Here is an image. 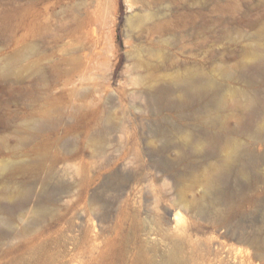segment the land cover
Segmentation results:
<instances>
[{
	"label": "rangeland",
	"instance_id": "rangeland-1",
	"mask_svg": "<svg viewBox=\"0 0 264 264\" xmlns=\"http://www.w3.org/2000/svg\"><path fill=\"white\" fill-rule=\"evenodd\" d=\"M257 44L264 46V0H0V165L12 160L13 152L19 161L33 160L39 146L49 143L41 177L51 175V190L63 195L38 229L48 234L44 256L57 260L53 264H129L137 246L135 231L142 239L146 221L156 226L200 197L209 165L187 172V165L199 162L191 158L178 166L186 173L181 181L166 178L156 164L176 160L179 152L160 150L171 137L150 138L186 120L163 110L161 103L147 105L146 93L139 90L187 68L227 84L220 70L238 74L243 65L251 66L250 52ZM231 121L236 124L234 117ZM98 133L106 135L104 156L95 148ZM247 144L264 154L262 143ZM124 154L133 164L122 193L123 170L116 162ZM105 158L112 164L101 169ZM1 179L0 199L6 203L4 194L11 189ZM34 180L18 176L12 188ZM93 195L100 205L91 201ZM259 198L264 199V188ZM149 206L153 211L147 220ZM102 213H109L108 221H99ZM34 215L27 212L19 230ZM260 219L264 213L248 205L234 224ZM196 221L204 229L194 231L195 247L186 250L190 264L204 252L200 239L222 240L238 255L252 250L222 237L212 223ZM29 235L11 247L2 245L0 264L27 256ZM69 235L76 238L68 240Z\"/></svg>",
	"mask_w": 264,
	"mask_h": 264
},
{
	"label": "bare ground",
	"instance_id": "bare-ground-1",
	"mask_svg": "<svg viewBox=\"0 0 264 264\" xmlns=\"http://www.w3.org/2000/svg\"><path fill=\"white\" fill-rule=\"evenodd\" d=\"M250 60L253 62L251 66L243 65L244 70L238 74L227 68L221 69V76L228 80L224 85L211 74L187 68L168 74L169 80L157 79L139 90L146 93L147 97H144L147 105L161 103L163 110L181 115L186 120L181 126L161 128L150 136L151 139L159 140L171 137L172 141L162 145L160 150L166 155L174 150L179 152L176 160L170 157L171 161L159 160L156 164L163 176L175 182L181 181L186 173L178 169L179 164L193 158L199 162L187 165V172L195 171L199 164H208L210 172L200 197L184 203L165 222L154 226L152 222L146 221L142 239H137L135 231L133 243H137V246L132 251L134 257H131L129 264H190L191 258L187 256L186 250L195 247L194 231L202 232L204 229L196 221L198 219L208 221L222 230V237L235 238L248 244L252 250L246 255H238L227 249L222 240L200 239L197 243L204 252L201 251L197 264H264V219L250 225L234 224V219L243 214L248 205H255L257 212L264 213V199L259 198L264 188V154L258 155L247 144L264 145L263 45L257 44L252 48ZM257 76H261V79H257ZM187 111L188 114H183ZM233 117L236 124L231 121ZM106 118L108 120L110 117L107 115ZM198 124L200 127L195 128ZM95 136V148L104 156L106 135L98 133ZM49 149V143L44 142L39 146L35 159L23 161L17 160L16 152H13V159L5 160L0 165L1 181L6 178L4 182L8 183L7 189H11L4 194L6 203L0 199V247H11L15 239L31 234V239L27 236V256L17 255L11 264H53L57 261L48 255L44 256L48 244L45 237L48 234L45 230H38L63 200V195L59 197L50 188L51 175L41 177L44 162L50 156ZM124 155L116 162L123 170L122 193L127 191L132 177L129 169L132 162L127 154ZM111 161L105 158L100 168L110 166ZM97 172L98 169L93 173V180L98 177ZM18 176H31L35 180L12 188ZM39 185L41 191L37 193ZM91 201L101 204V199L95 195ZM151 211L153 206L146 207L147 220ZM27 212L35 215L19 230L18 222L24 219ZM166 212L171 214V209L166 208ZM184 212L195 220H190ZM98 217L100 222H106L109 213H102ZM75 238V235L68 236L71 241ZM60 241H63V237L59 238ZM110 244L111 241H107L105 246L110 247ZM130 252L126 250L127 255Z\"/></svg>",
	"mask_w": 264,
	"mask_h": 264
}]
</instances>
